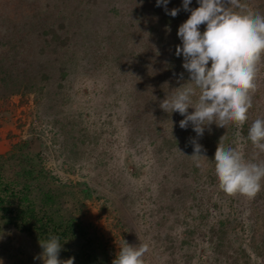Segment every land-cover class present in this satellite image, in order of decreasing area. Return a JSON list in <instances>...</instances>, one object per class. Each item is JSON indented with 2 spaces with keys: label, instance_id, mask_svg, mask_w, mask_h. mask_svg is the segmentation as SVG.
Returning <instances> with one entry per match:
<instances>
[{
  "label": "rangeland",
  "instance_id": "rangeland-1",
  "mask_svg": "<svg viewBox=\"0 0 264 264\" xmlns=\"http://www.w3.org/2000/svg\"><path fill=\"white\" fill-rule=\"evenodd\" d=\"M72 1L18 0L17 10L22 9L9 18L15 0H0V40L9 37L11 22L15 23L21 52L18 68L27 64L35 86L42 87L37 93L0 97V154L14 143L28 142L55 184L89 188L93 197L85 200L78 217L103 236L112 261L119 246L129 243L147 248L143 264L233 263L217 262L209 240V226L227 217L231 222L226 240L247 250L239 261L261 264L249 239L252 229L257 230L256 237L264 231V197L224 196L217 179L209 181L210 165L198 164L204 169H198L202 177L192 171L193 149H186L190 155L183 165V140L190 143L197 134L191 123L186 129L179 126L184 117L178 112L164 113L159 107L166 91L179 86L173 78L183 65V56L175 54L182 43L177 33L191 14L183 9V0L167 4L169 11L180 9L175 17L163 5H155L156 0H75L80 4L66 9ZM263 1L245 5L257 12ZM26 4L34 8L29 11ZM190 6L198 7L197 0ZM136 14L142 23H137ZM44 16L48 18L41 20ZM116 22L139 30L133 42L128 39L111 59L99 37ZM205 27L201 25L202 32ZM45 28L49 41L44 46L49 47L41 50L37 35ZM93 42L101 54L89 60L94 51L88 46ZM260 63L264 60L257 63L250 125L264 118ZM159 117L156 124L151 120ZM230 126L234 136L228 147L238 148L248 160H264V153L252 144L245 146L244 136H237L244 133L246 123L242 129ZM152 132L162 146L152 144ZM204 136L212 142L208 131ZM41 253L13 227L0 230V264H43L37 258Z\"/></svg>",
  "mask_w": 264,
  "mask_h": 264
},
{
  "label": "clouds",
  "instance_id": "clouds-1",
  "mask_svg": "<svg viewBox=\"0 0 264 264\" xmlns=\"http://www.w3.org/2000/svg\"><path fill=\"white\" fill-rule=\"evenodd\" d=\"M168 2L156 0L157 6L163 5L167 14L177 16L180 9L169 11ZM197 2L198 7L190 8L191 0H183V9L191 14L179 26L177 35L182 43L175 50L177 57L183 56L182 67L188 79L184 80L181 73L179 86L165 90L166 96L159 107L169 114L178 112L184 117L179 126L186 129L191 123L197 136L202 137L205 128L213 123L221 128L234 125L242 129L248 121L257 63L264 55V14L249 10L241 0ZM201 25H206L203 32ZM190 108L194 111L189 112ZM246 139L254 149L264 153V118L251 123ZM192 143L191 156L198 160L202 145L195 139ZM214 161L218 187L227 195L251 199L264 187V160H248L238 148L219 144ZM40 246L43 251L37 258L43 264H74V258L60 259L59 237L40 240ZM146 252L145 246L121 245L112 264H143Z\"/></svg>",
  "mask_w": 264,
  "mask_h": 264
},
{
  "label": "trees",
  "instance_id": "trees-1",
  "mask_svg": "<svg viewBox=\"0 0 264 264\" xmlns=\"http://www.w3.org/2000/svg\"><path fill=\"white\" fill-rule=\"evenodd\" d=\"M80 2L81 1L76 2L75 0L68 2V4L65 5L66 9H73V7L78 6ZM241 2L243 4H250L251 0H241ZM17 3L18 0H15L10 6L7 15L9 18L16 13L18 14L19 10L22 9L17 10ZM263 5L264 1L263 3H259L258 13L264 14ZM25 6L28 9V5L26 4L24 7ZM33 8L28 10L30 11ZM1 11L2 10H0V12ZM46 18L48 17L44 16L41 20ZM136 18L138 19V24L142 23V18L139 14H136ZM72 24L75 25V21ZM125 26V23L120 24V22H116L114 24H108L105 30L99 31L101 33L99 41L104 43L103 47L106 49L105 52L107 53L105 55L111 59L113 55H116L115 52L118 51V49L125 48L128 39L133 42L132 38L137 36L135 32L139 29L132 31L129 27L127 30ZM18 29L16 24L11 22L9 37L5 41L0 40V97L15 92L25 94L32 91L37 93L42 90V87L35 86V75L31 77V74L26 72L25 65L28 66L27 64H24L23 68H18L20 64L19 55L21 54L17 37V35L19 36ZM46 31L45 28L37 35L41 50L43 47L48 50L49 47L44 46L49 41V38L45 35ZM122 36H124V38L121 40L120 38ZM94 39L97 42V38L94 37ZM76 47L79 46L76 44ZM90 48L94 52L88 55L89 60L93 58L97 59L101 53L96 52L97 47L94 46V42L90 47L88 46V49ZM87 53L88 51L86 54ZM72 57L73 52L70 58L72 59ZM261 59L264 60V55H262ZM95 63L97 64V62ZM259 65L262 64L260 63ZM263 68L264 64L259 69L258 74ZM181 73L184 75V80L188 79V73L181 67L178 76H173V78L177 80L176 84L178 85V77ZM251 99H253V94ZM158 114L160 116L163 115H161V113ZM160 118L161 117L151 120L156 124L157 120ZM249 126L248 120L246 122V127L243 128L244 133L240 134L244 136L242 138L247 147H251V142L246 139ZM230 127L231 126L228 128H221L217 127L215 124H212L210 128L207 127L208 133L212 135L213 143L207 141L204 136L205 132H207L206 128L202 137L196 135L194 138L202 145V156H200L198 160L196 159V162L192 164V171L198 173L199 168L203 169L199 167L198 164L201 162L207 163L210 165V174L208 175L210 182H214L215 179H217L215 176L214 161L217 147L220 144L222 147L227 148V143L230 142L234 136ZM152 133L154 134H152L151 138L155 141L158 140L157 138H159V136H155L157 133ZM222 136L223 139L220 141ZM155 141L152 144L157 146L163 145V142L159 140ZM183 142L184 146L183 144L181 145V161L183 165H185L190 155L186 149H190V151L193 149L194 151V145L190 142L193 145L192 148L189 142H186V140H183ZM157 149L158 147L154 148V150ZM251 160H254V158ZM198 174L200 177L203 176V174ZM223 195L226 196L227 194L223 192ZM256 196L257 198L264 197V187ZM92 197L93 192H91L89 188L83 186L67 187L55 184L54 177L45 169L38 153L32 151L28 142L22 141L14 143L9 150L0 154V230L13 227L18 232L25 234L31 244H35L37 247L39 246L41 251H43V249L40 246V240L44 242L51 236H57L62 244L60 259L67 260L69 258H74V264H112V259L103 236L95 229L91 228L90 224L83 222L78 217V211H81L83 208L85 200ZM260 215L256 218L255 222L259 220ZM262 217L264 220V214H262ZM230 222L231 219L227 217L214 220V223L209 226V240L213 244L214 255L217 262L231 260L233 263L230 264H242L239 260L245 259L246 248L236 249L234 246H230V242L226 240L227 229ZM252 223L253 222H249L248 225L250 226ZM256 231L257 230H251L250 239L252 237V241L250 242L249 239V243L252 244V249L257 252V258L260 259L261 264H264V231L258 234V237H256ZM248 257L252 259L250 256ZM243 264H249V260H245Z\"/></svg>",
  "mask_w": 264,
  "mask_h": 264
}]
</instances>
